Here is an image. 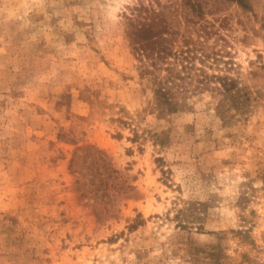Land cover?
Here are the masks:
<instances>
[{
    "label": "rangeland",
    "instance_id": "rangeland-1",
    "mask_svg": "<svg viewBox=\"0 0 264 264\" xmlns=\"http://www.w3.org/2000/svg\"><path fill=\"white\" fill-rule=\"evenodd\" d=\"M242 3L0 0V264H264V0ZM186 45L180 85L146 57Z\"/></svg>",
    "mask_w": 264,
    "mask_h": 264
},
{
    "label": "trees",
    "instance_id": "trees-1",
    "mask_svg": "<svg viewBox=\"0 0 264 264\" xmlns=\"http://www.w3.org/2000/svg\"><path fill=\"white\" fill-rule=\"evenodd\" d=\"M228 1L236 2L238 4L243 5V3H242L243 0H228ZM194 8H196V11H197L199 6H194ZM184 48H186V50ZM146 57L152 61L151 66L154 68H157V66H158L157 61L158 60H161V59L167 60L168 58H173L175 63L166 69V71H168L167 81L170 80L171 83H175V84L178 81L179 85H180V82H182V81L184 82L186 79H188L190 77L184 76L181 72H179V73L175 72V69H174L175 64H177V63L181 64L183 69L192 70L195 67L194 61L196 60L195 53H193V51L190 49V47L188 45L183 47L182 50L176 51V52H173V51L169 50L168 48L158 49L156 54H155V57L153 54H150ZM217 79H220L223 82L222 86H223L225 91H230L233 87H235V82H231V81L228 82L226 79L224 80L222 78H217ZM206 82H208V79L205 77L200 81V83H206ZM166 102H167V105H169L170 101L168 99Z\"/></svg>",
    "mask_w": 264,
    "mask_h": 264
}]
</instances>
